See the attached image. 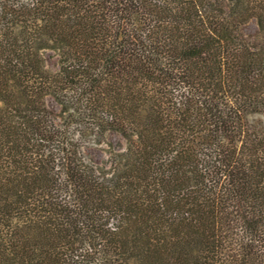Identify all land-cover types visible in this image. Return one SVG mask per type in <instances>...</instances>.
<instances>
[{"label": "trees", "instance_id": "16d2710c", "mask_svg": "<svg viewBox=\"0 0 264 264\" xmlns=\"http://www.w3.org/2000/svg\"><path fill=\"white\" fill-rule=\"evenodd\" d=\"M0 264H264V0H0Z\"/></svg>", "mask_w": 264, "mask_h": 264}, {"label": "rangeland", "instance_id": "374dc122", "mask_svg": "<svg viewBox=\"0 0 264 264\" xmlns=\"http://www.w3.org/2000/svg\"><path fill=\"white\" fill-rule=\"evenodd\" d=\"M258 31V25L256 20H251L244 29V33L247 36H254ZM45 59H46V64L49 68L53 70H58L59 69V58L57 54L53 51H47L45 52ZM47 104L49 108L54 111L55 113L60 112V107L59 105L52 99L48 98L47 99ZM126 147V142L120 136L119 134L116 133H111L107 139V142L98 146H94L92 148L86 149V152L92 157L94 162L99 165V166H104L108 163L110 159V152L111 151H122Z\"/></svg>", "mask_w": 264, "mask_h": 264}]
</instances>
